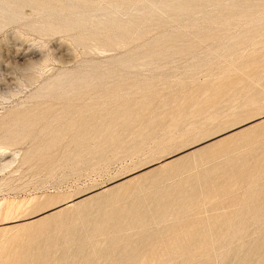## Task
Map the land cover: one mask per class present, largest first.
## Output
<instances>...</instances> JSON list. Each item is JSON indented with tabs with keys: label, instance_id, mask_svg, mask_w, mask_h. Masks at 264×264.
I'll list each match as a JSON object with an SVG mask.
<instances>
[{
	"label": "rangeland",
	"instance_id": "1",
	"mask_svg": "<svg viewBox=\"0 0 264 264\" xmlns=\"http://www.w3.org/2000/svg\"><path fill=\"white\" fill-rule=\"evenodd\" d=\"M0 148V264H264V0H0Z\"/></svg>",
	"mask_w": 264,
	"mask_h": 264
},
{
	"label": "bare ground",
	"instance_id": "2",
	"mask_svg": "<svg viewBox=\"0 0 264 264\" xmlns=\"http://www.w3.org/2000/svg\"><path fill=\"white\" fill-rule=\"evenodd\" d=\"M113 15V14H112ZM108 16V15H107ZM106 26V25H104ZM101 28V27H100ZM103 28V27H102ZM108 29V28H107ZM101 31V30H100ZM237 128V127H236ZM1 149V148H0ZM2 150V149H1ZM7 163V162H5ZM35 196V195H34ZM58 197V196H57ZM31 199H20V200H7L6 198L2 201H0V217L4 219V224L10 223V222H15L17 221L16 219L18 218L17 216H14L16 214L26 212L25 210L27 208H29L31 206L32 201H34L35 199L33 197H30ZM34 199V200H32ZM64 203V202H63ZM61 204V203H60ZM77 204V203H76ZM37 206V204H35ZM54 205V204H53ZM64 205V204H62ZM55 206V205H54ZM59 206V204H58ZM35 207V206H34ZM56 207V206H55ZM42 209V208H41ZM40 210V209H39ZM51 210V209H50ZM24 211V212H23ZM179 211V210H178ZM25 214V213H24ZM25 216V215H24ZM16 218L14 220H12L13 218ZM20 217V216H19ZM27 217V216H26ZM33 218V217H32ZM2 219V220H3ZM19 219V218H18ZM24 219V218H23ZM20 221V220H19ZM1 223V222H0ZM8 227V226H7ZM5 230V229H4Z\"/></svg>",
	"mask_w": 264,
	"mask_h": 264
}]
</instances>
